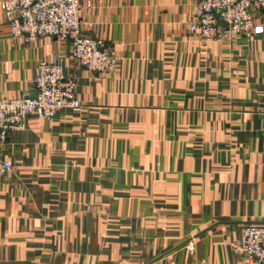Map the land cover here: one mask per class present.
<instances>
[{
  "label": "crops",
  "instance_id": "0c3cea01",
  "mask_svg": "<svg viewBox=\"0 0 264 264\" xmlns=\"http://www.w3.org/2000/svg\"><path fill=\"white\" fill-rule=\"evenodd\" d=\"M4 1L0 98L60 54L83 107L30 117L0 151L14 165L0 264H251L240 236L264 222V31L206 41L190 30L198 0H84L86 33L119 60L96 75L69 41L13 39Z\"/></svg>",
  "mask_w": 264,
  "mask_h": 264
},
{
  "label": "built area",
  "instance_id": "2783aa9c",
  "mask_svg": "<svg viewBox=\"0 0 264 264\" xmlns=\"http://www.w3.org/2000/svg\"><path fill=\"white\" fill-rule=\"evenodd\" d=\"M2 5L15 39L30 43L55 37L69 41L74 62L89 72L117 67L110 48L84 30L78 17L82 0H6ZM195 12L190 30L206 41L232 42L244 34L264 31V0H198ZM77 91L76 77L66 72L60 54L40 61L32 90L19 98H0V150L11 132L26 129L30 117L52 125L61 111H80L83 103ZM13 168L12 161L0 157V176L10 174ZM240 247L249 263L264 264V222L243 225Z\"/></svg>",
  "mask_w": 264,
  "mask_h": 264
},
{
  "label": "rangeland",
  "instance_id": "374dc122",
  "mask_svg": "<svg viewBox=\"0 0 264 264\" xmlns=\"http://www.w3.org/2000/svg\"><path fill=\"white\" fill-rule=\"evenodd\" d=\"M6 1V0H5ZM4 1V2H5ZM44 1V0H43ZM68 2H72V1H74V0H67ZM3 2V3H4ZM197 3H198V1H197ZM197 3H196V5H195V11H196V6H197ZM82 8H80L79 9V11H78V17H79V19H80V21H82L83 23H84V18H83V8L85 7V3H84V0H82ZM1 8H2V11H3V14H4V18H5V24H6V26L8 27V17H7V13H8V11H6V9L3 7V5H1ZM58 10V9H57ZM195 14H196V12H195ZM63 17H68V14L66 13V11L64 10V14H63ZM9 28V27H8ZM84 30H85V23H84ZM201 36V35H200ZM90 37H93V36H90ZM202 37V36H201ZM12 38L13 39H15L13 36H12ZM94 38H96V37H94ZM98 39H100V38H98ZM100 40H102L105 44H106V42L103 40V39H100ZM235 41V40H234ZM107 45V44H106ZM107 47H109L108 45H107ZM73 52V51H72ZM115 57V56H114ZM116 59H117V67H114L113 69H112V67H109L110 69H112V71L111 72H109L110 70H108L109 68H106V69H104V70H101V71H97V72H89V71H87V72H89V73H91V74H96V75H106V74H109V73H115L118 69H119V60H118V58L117 57H115ZM81 68H83V67H81ZM66 69V68H65ZM83 69H85V68H83ZM77 80V79H76ZM77 86H78V83H77ZM27 128V127H26ZM24 131V130H23ZM23 131H20V132H23ZM16 132H18V131H16ZM12 133V132H11ZM10 133V134H11ZM10 134L8 135V138H9V136H10ZM8 138H7V141H8ZM7 141H6V143H7ZM6 143H5V145H6ZM4 145V146H5ZM4 146H3V148H4ZM2 148V149H3ZM1 149V150H2ZM0 150V151H1ZM107 219V221H109V220H111V218H109V216H107L106 217ZM119 222H120V220H118ZM122 223V222H121Z\"/></svg>",
  "mask_w": 264,
  "mask_h": 264
}]
</instances>
